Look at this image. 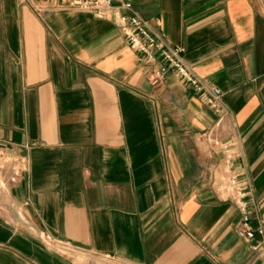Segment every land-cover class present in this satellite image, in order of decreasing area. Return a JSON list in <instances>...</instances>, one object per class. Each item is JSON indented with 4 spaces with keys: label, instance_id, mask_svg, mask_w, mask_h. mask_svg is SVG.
Returning <instances> with one entry per match:
<instances>
[{
    "label": "crops",
    "instance_id": "1",
    "mask_svg": "<svg viewBox=\"0 0 264 264\" xmlns=\"http://www.w3.org/2000/svg\"><path fill=\"white\" fill-rule=\"evenodd\" d=\"M125 1L223 91L256 235L212 184L218 116L193 87L152 85L112 16L0 0V144L24 171H0V264H264V0Z\"/></svg>",
    "mask_w": 264,
    "mask_h": 264
},
{
    "label": "built area",
    "instance_id": "2",
    "mask_svg": "<svg viewBox=\"0 0 264 264\" xmlns=\"http://www.w3.org/2000/svg\"><path fill=\"white\" fill-rule=\"evenodd\" d=\"M66 1L72 7L90 10L100 18L112 16L126 34L131 46L146 58V74L152 85L162 86L167 75L173 71L186 85L193 87L197 96L217 113L216 127L201 133L202 139L212 144L215 149L219 148L223 156L220 163L214 167L212 184L218 187L223 196L234 199L237 203L242 217L237 225V232L240 236L248 240L254 238L256 232L250 222L248 203L245 202L246 186L240 173L235 169V143L225 139L221 134L222 125L225 119L230 116V111L224 104L221 88L198 75L185 60L183 48L172 45L166 40L165 35L154 31L148 20L142 17L130 2L125 0ZM21 162V157L8 154L5 147L0 144V171L11 170L10 180L12 182H17L23 175ZM258 232L262 234L263 241L252 245L256 250L264 248V229L259 228ZM42 235L48 244L55 242L54 237L49 232H42Z\"/></svg>",
    "mask_w": 264,
    "mask_h": 264
},
{
    "label": "rangeland",
    "instance_id": "3",
    "mask_svg": "<svg viewBox=\"0 0 264 264\" xmlns=\"http://www.w3.org/2000/svg\"><path fill=\"white\" fill-rule=\"evenodd\" d=\"M2 178V176L0 175V179Z\"/></svg>",
    "mask_w": 264,
    "mask_h": 264
},
{
    "label": "bare ground",
    "instance_id": "4",
    "mask_svg": "<svg viewBox=\"0 0 264 264\" xmlns=\"http://www.w3.org/2000/svg\"><path fill=\"white\" fill-rule=\"evenodd\" d=\"M22 216V215H21ZM23 217H24V215H23Z\"/></svg>",
    "mask_w": 264,
    "mask_h": 264
}]
</instances>
